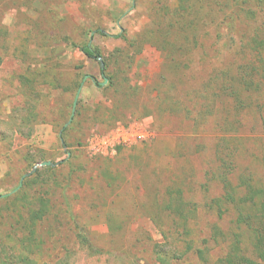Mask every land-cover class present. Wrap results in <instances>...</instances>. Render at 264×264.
Masks as SVG:
<instances>
[{
  "label": "rangeland",
  "instance_id": "rangeland-1",
  "mask_svg": "<svg viewBox=\"0 0 264 264\" xmlns=\"http://www.w3.org/2000/svg\"><path fill=\"white\" fill-rule=\"evenodd\" d=\"M263 120L264 0H0V264H264Z\"/></svg>",
  "mask_w": 264,
  "mask_h": 264
},
{
  "label": "built area",
  "instance_id": "built-area-1",
  "mask_svg": "<svg viewBox=\"0 0 264 264\" xmlns=\"http://www.w3.org/2000/svg\"><path fill=\"white\" fill-rule=\"evenodd\" d=\"M146 119H136L127 124H117L106 132H92L84 145V150L92 157L115 156L122 147H134L148 142L153 132Z\"/></svg>",
  "mask_w": 264,
  "mask_h": 264
},
{
  "label": "trees",
  "instance_id": "trees-1",
  "mask_svg": "<svg viewBox=\"0 0 264 264\" xmlns=\"http://www.w3.org/2000/svg\"><path fill=\"white\" fill-rule=\"evenodd\" d=\"M103 33V32H101ZM81 51L90 59L98 61L101 65V74L105 73V66L101 60V56L98 52L93 50V47L89 44L83 48ZM95 83L96 80H95ZM264 124V120H263ZM64 144V142H63ZM255 199H258L256 201ZM250 200H252L251 213L241 214L238 219V223L247 226L250 230L254 232L253 247L254 251L261 261H264V190H257L251 193ZM255 200V201H254ZM254 202V203H253ZM221 261V260H220ZM247 264L245 259L239 256V254H230L226 257V261H221L223 264ZM250 264H257L256 262Z\"/></svg>",
  "mask_w": 264,
  "mask_h": 264
},
{
  "label": "water",
  "instance_id": "water-1",
  "mask_svg": "<svg viewBox=\"0 0 264 264\" xmlns=\"http://www.w3.org/2000/svg\"><path fill=\"white\" fill-rule=\"evenodd\" d=\"M77 97H78V96H77ZM75 105H76V102H75ZM45 164H46V165H50V163H49V162H46Z\"/></svg>",
  "mask_w": 264,
  "mask_h": 264
}]
</instances>
